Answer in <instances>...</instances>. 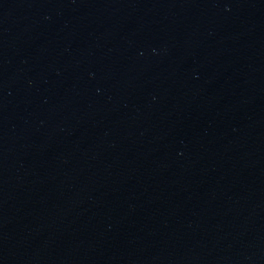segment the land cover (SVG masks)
<instances>
[{
  "label": "water",
  "instance_id": "95a60500",
  "mask_svg": "<svg viewBox=\"0 0 264 264\" xmlns=\"http://www.w3.org/2000/svg\"><path fill=\"white\" fill-rule=\"evenodd\" d=\"M0 264H264V0H0Z\"/></svg>",
  "mask_w": 264,
  "mask_h": 264
}]
</instances>
